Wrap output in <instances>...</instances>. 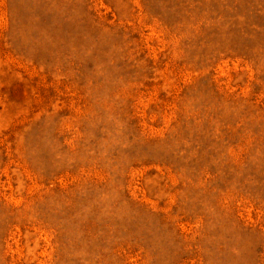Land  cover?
<instances>
[{"label":"rangeland","instance_id":"rangeland-1","mask_svg":"<svg viewBox=\"0 0 264 264\" xmlns=\"http://www.w3.org/2000/svg\"><path fill=\"white\" fill-rule=\"evenodd\" d=\"M0 264H264V0H0Z\"/></svg>","mask_w":264,"mask_h":264}]
</instances>
